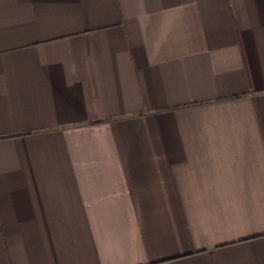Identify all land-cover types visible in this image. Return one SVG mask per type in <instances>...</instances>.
<instances>
[{
  "label": "crops",
  "instance_id": "1",
  "mask_svg": "<svg viewBox=\"0 0 264 264\" xmlns=\"http://www.w3.org/2000/svg\"><path fill=\"white\" fill-rule=\"evenodd\" d=\"M0 264H264V0H0Z\"/></svg>",
  "mask_w": 264,
  "mask_h": 264
}]
</instances>
